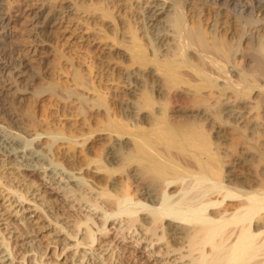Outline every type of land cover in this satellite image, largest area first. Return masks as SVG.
<instances>
[{
    "label": "rangeland",
    "instance_id": "1",
    "mask_svg": "<svg viewBox=\"0 0 264 264\" xmlns=\"http://www.w3.org/2000/svg\"><path fill=\"white\" fill-rule=\"evenodd\" d=\"M35 1L53 11H69L57 16L56 25L38 32L31 25L32 10L26 11L22 0H5V11L10 14L7 49L15 46L19 50L21 46L33 50L29 54L26 78L11 67H0V127L18 135L28 148H38L40 136H45L49 145L43 150L49 163L43 166L28 161L32 165L29 167H38L31 179L19 177L9 169L22 165L26 167L21 168H28L30 164L20 156L7 161L9 150L0 143V165L9 170L0 172V193L8 195L11 191L14 195V191L17 196L26 194L28 197L26 208L19 213L11 211L10 214V210H5L7 201H2L4 205L0 206L1 235L5 237L6 246L14 250L16 264H36L41 258L39 264H188V257L181 259L179 251L168 253L167 240L160 241L163 222L140 226L137 224L140 221L133 224L129 220L131 216L138 218L145 209L136 208L138 199L131 196L135 185L150 187L155 195L152 198L155 201L146 202L148 210L161 207L164 189L157 184L152 186L140 173L135 179L130 178L127 165L117 170L126 185L119 194L111 192L113 196L108 193L105 181L111 172L108 167L101 168L102 174L96 175L99 179L96 185L87 184L84 176L76 173L83 185L73 186L72 174L75 167H88L86 159L83 160L85 157L91 156L99 167L105 164L106 150L116 145V139H122L125 133L134 138L138 129L151 133L159 125L168 124L163 135L170 136L176 124L188 120L197 123L194 124L197 130L204 131L201 132L204 137L199 138L206 136L204 140L208 144L218 140L227 148L225 154L220 153L224 182L221 184L220 179L216 182L205 174L191 171L179 176L178 191L183 193L190 186L203 190L218 187L228 188L242 199L251 195L258 198L261 194L263 198L264 100L259 98L264 99V75L258 70L264 65L261 64L264 11L253 9L259 0H247L246 11L234 6L233 0H167L170 4L167 16L152 23L146 17L151 0ZM231 50L236 51L233 57ZM140 51L145 57L136 60ZM251 51L258 55L256 52L252 55ZM255 57L258 60L255 61ZM169 65L175 66L170 76L166 72ZM240 67L245 70L242 72ZM246 70L252 77L245 83L241 74ZM175 71L178 76H174ZM253 72L259 75L258 79ZM236 81L239 85L242 82L245 88L235 87ZM226 103L245 112L244 122L223 115L220 110ZM117 123L125 125L123 133L116 130L118 134H115L113 128L109 131L111 125ZM60 147L66 149V155L74 160L72 163L67 164L58 156ZM194 161L193 156L189 162ZM49 169L61 174V178L53 179ZM228 172L239 179L249 178L251 186L229 185L225 181L230 175ZM227 184L232 187H226ZM236 186L239 190H249L247 194H238L241 192L237 193ZM34 188L38 190L32 191ZM56 197L63 200V216L48 202ZM40 215L45 219L43 231L37 229ZM106 216L109 217L104 223ZM102 227L109 229L105 235L101 233ZM93 238L97 241L91 244ZM75 240H79L81 246H77ZM89 246L99 261L87 255Z\"/></svg>",
    "mask_w": 264,
    "mask_h": 264
},
{
    "label": "bare ground",
    "instance_id": "2",
    "mask_svg": "<svg viewBox=\"0 0 264 264\" xmlns=\"http://www.w3.org/2000/svg\"><path fill=\"white\" fill-rule=\"evenodd\" d=\"M247 2H248L247 0H233L232 1L234 6L241 7L244 11H246L249 7ZM21 3L26 6V9H25L26 11L32 10V12L30 13V14H33V17H32L33 20L31 22V25L38 32H44L48 28H50L52 25H56V23H58V20H57L58 17L57 16L60 14L63 15L67 10L69 11V9H66L63 11H61V10L53 11L51 8H49V7L47 8V6L44 4L42 6L41 5L39 6L37 1H35V0H22ZM250 4H251V2H250ZM169 6H170V4H169V1H167V0H151V3L147 8V16L146 17H148V20H150V23H152L154 21H160L165 16H167V12H169L168 10L170 9ZM241 8H240V10H241ZM5 9H6L5 8V0H0V67H2L1 69L5 68V67H11L15 71L16 74H18L21 77L26 78V71H27L28 66L30 65L29 64V62H30L29 54L33 49L30 51V48L28 49L26 47H21V46L19 47L20 48L19 50H17L18 48L15 49V46H14V49L13 48H11V49L9 48L10 50L7 49L6 37L9 35L8 20H10V18H9L10 14L7 13V11H5ZM253 9H259L260 11L261 10L264 11V0H259L258 3H256L253 6ZM169 14L170 13H168V15ZM178 15L176 17H179ZM166 18H168V17H166ZM170 19H172V16H170ZM172 21H174V20H172ZM182 26L183 25H181V27ZM198 31H200L202 33L201 30H198ZM194 33H196V30L194 32H192V34L195 36ZM197 36L199 37L200 35H197ZM191 38L194 39V37H191ZM200 38H201V36H200ZM201 40H202V38H201ZM204 40H205V38H204ZM197 41H199V40L197 39ZM205 41L207 43V40H205ZM215 43H217V41ZM237 44L238 43H236V45ZM201 45H202V43H201ZM206 45H208V44H206ZM214 47H216V46H214ZM209 48H211V46ZM231 48H235V46L232 47V45H231ZM204 50H205V48H204ZM207 51H208V49H207ZM209 51H211V49ZM215 51H217V49ZM231 51L233 52V50H231ZM256 51H253V53ZM235 52L230 53V55L232 54V57H233ZM139 53H140L139 55L136 54L137 58H139V59H136L134 57L136 60H140V59L142 60L145 57L141 54V51ZM218 53H219V51H218ZM225 53H226V51H225ZM251 53H252V51H251ZM251 53H250V56H251ZM253 53H252V55H253ZM257 55H258V53H257ZM232 57H230V58H232ZM256 57L254 58L255 61L258 60V59H256ZM262 61L264 62V60H261V62ZM263 62L261 63L262 65L264 64ZM258 63H260V62H258ZM252 66H254V65H252ZM234 67H236V66H234ZM173 68H175V66ZM173 68L171 65H169L166 68L167 69L166 72L169 76L173 75V71H174ZM240 69L242 70L241 67H240ZM254 69H256V67ZM254 69H252V71ZM259 69L260 70L257 69L258 72L260 71V74L264 75V65L259 66ZM232 70H234V69H232ZM243 70H245V69H243ZM243 70H242V72H243ZM175 72L176 73H174V76L177 75V71H175ZM254 72L252 73V75H254L256 78L259 77V75L256 76L254 74ZM246 73H248L247 70H246ZM246 73L244 71V73L241 74V80H242V82H244L243 80H245V83L249 82L250 78L252 77L251 72H250V74L249 73L246 74ZM255 73L258 74L257 72H255ZM235 76H236V74H235ZM262 80H264V78ZM253 81H256V80H253ZM242 82H240V85H239V84H237L238 82L236 81L235 87H237L239 85V86H241V88H245V87H242L243 86ZM251 83H253V82H251ZM246 85H248V84H246ZM241 88H238V89L240 90ZM261 96H262V94L260 95V97ZM259 99L264 100L262 97ZM148 102L151 103L150 98H149ZM246 106L249 107V105H246ZM245 108H247V107H245ZM250 108H251V106H250ZM130 109H132V107ZM253 110H254V108H253ZM220 111L223 113V115H226L230 118L233 117V118L237 119L238 122H244L245 112H243L237 108H234L232 105H229L228 103L224 104V107ZM192 122L187 120L185 122H181V123L176 124L174 127L175 129H173L174 131L172 132V134L170 136H164L163 135L164 130L166 128H168V124H164V123H163L164 125H159L151 133L150 132L145 133L143 131V129L141 132L140 131L141 129L140 130L138 129V132H137V134H135L134 138L126 136L125 135L126 133L124 135L121 134V136L123 135L122 139L121 138H117V139L115 138L116 141L118 140L116 145L115 144L113 146L111 145L109 147V149L106 150V152L104 154L105 164L100 163V164H102L100 167L96 164V160L92 159L91 156L90 157H85L86 155L84 156L85 158H83V160L86 159L85 163L88 165V167H86V168L75 167L74 168L75 169L74 173L72 174V172H71L72 178L74 179V180L73 179H71V180H73L75 183V184L73 183L74 184L73 186L83 185V182L81 180L79 181V178L76 175V173H78V174L81 173L84 176L87 184L90 183V185L91 184L96 185L97 181L99 180V179L98 180L96 179V175L102 174L101 168H105V167L107 168L108 167L111 172L108 175L107 180H105L106 186H108L107 191L111 195H112L111 192H114V194H119V191L126 184H124L125 180L123 178H121L122 180L119 178V175L117 174V170L119 167L127 165V166H129L128 168H130L129 173H128L131 176L130 178H132L134 176L133 178L135 179L136 174L138 176V174L140 173L148 182L152 183V186L157 184L160 188L164 189V194H165L164 197L165 198L162 201V203L160 204L161 207H154L153 209L148 210L147 207L149 208V206H147L146 202L147 201L149 202L150 200H151L150 202H152L154 200L152 198H155V195L149 189L150 187L149 188L142 187V186L138 187L137 186L138 184H137V185H135V187H133V191H134L133 193L134 194L131 196L134 199H136V198L138 199V201L136 202V208H139V209L145 208V209L141 213L140 216H137L138 218H135V217L133 218L132 216L129 218L128 216H126L127 214L126 215L124 214V215H125V217H128L129 220L133 224L135 222L140 221L141 223L140 222L137 223L140 226H142V225L145 226L147 224L150 225L152 223L154 224L157 222L158 223L163 222L162 225H160L161 229L163 230V236H161L159 238H160V241L163 238L167 240L166 242H168V243L166 245V250L168 253L179 251V253L181 255L180 256L181 259L188 257V260H189L188 264H264V201H263L264 196H262L263 198H261V195H262L261 193H260L261 195H259L258 198H256L257 196L255 195L256 199L254 197H252V195H251V197H249L247 199L244 198L246 200L245 201L244 199H242L243 197L241 198L240 195H236L232 190H230L228 188L227 189L218 188V187L213 188V189H205L204 188L205 190H203L197 186H190L183 193H180L178 191V189H179L178 187L181 185V183L179 182V176L184 175L187 172L190 173L192 171L195 173L198 171L199 174H205L207 177H209V179L212 178L216 182L217 181L219 182V179L221 180L222 176H223L221 174L222 165L220 166V160L222 158L221 154H225L227 151V148L222 145L223 143H221L220 141L218 142V140H217V142H213V143L208 144L204 140V139H206V136L204 139H201L202 137H204L201 135L204 131L203 132L200 131L201 129L197 130L198 127L194 126V124L196 125L197 123L193 124ZM120 125H118V123L112 124L111 127L109 128V131L111 129V132H112L113 131L112 128H113V129H115V131L117 130V131H120L121 133H123V131L126 130V128H124L125 125L124 126H120ZM248 128H250V127H248ZM246 129H247V127H246ZM117 131L115 132V134L117 133ZM200 135H201V138H199ZM39 138L40 139L37 141L38 148H36V149L28 148V146H26L25 142H23L21 140V138L18 137V135H15L12 132L6 131V129L4 130L0 127V143L2 146L7 147L9 150V152L6 153L7 158L4 156V159L6 158V160L8 161L10 157L13 158L15 156H20L22 158V160L26 162V164H30V165H28V168H21L23 165L22 166L20 165L21 166L20 168H18L19 166L18 167L17 166L16 167H14V166L9 167V169H12L14 171L15 175H17L19 177H23V178H31L35 175V170H38L37 169L38 167L37 168H35L36 166L29 167V166H32L31 163H29V162L32 161L38 165H43V166H44V163H49V158L47 157L46 152L43 151L44 148L46 149V147L48 148V146H49L45 140L46 137L40 136ZM86 139L89 140L88 138H86ZM52 146H53V144H52ZM63 146H65V145L63 144ZM65 151H66V149L64 150L63 147L62 148L60 147L57 151L58 156L61 155L62 158H64L65 161H67V164L72 163V161H74V160H71L70 157H68L69 155L68 154L66 155ZM249 152L250 151H248V153ZM193 156H194L195 161L189 162V160H191ZM76 160H77V158H76ZM97 161L99 162V160H97ZM10 162H11V160H10ZM23 167H26V166L24 165ZM47 167L45 169H47ZM89 169H90V171H88ZM49 170L50 171L52 170V176L51 177L53 179L57 180L58 178H61L60 177L61 174L59 175L58 172L54 171L53 169H49ZM1 171L2 172L4 171V173H5V171L8 172L9 170H6V166L4 168L3 165L1 164L0 165V172ZM230 172H228V173H230ZM59 173H61V172H59ZM191 174H193V173H191ZM191 174H190V176H191ZM57 175H59V176H57ZM62 177H64V174ZM236 177H237V175H236ZM236 177H235V174L230 173V175H228V178H226L225 181L228 182L229 185L234 183V185H233L234 188L236 185L235 183H238V185L240 187L243 186V188L251 186L252 180H250L249 178H245V176H244L243 179H239L237 177V180H236ZM126 178H128V177H126ZM222 181L223 180H221L220 183ZM86 183L84 182V185ZM201 183H202V181H201ZM214 184H216V183H214ZM228 184L226 185V187L229 186ZM192 185H193V183H192ZM130 186H132V185H130ZM229 187H232V185ZM238 188L239 187H237V189ZM243 188L240 190L238 189L237 193L241 192L238 194H247L249 189L247 188L248 190L246 191V189H243ZM35 190H38V189H35V188L32 189V191H35ZM257 191H259V190H257ZM9 192H10V194H8V195L7 194L3 195L2 193H0V206L4 205V203H1L2 201H4V202L7 201L9 204H8V206H6V208L5 207L4 208H5V210H10V214H11V211H15L16 213H19L24 208H26L25 204H27V200H28V197L26 196V194H23V195L20 194L17 196V194L15 195L16 192L13 191L14 195L12 194L11 191H9ZM47 192L43 191L44 194ZM102 192H105L104 189ZM99 193L101 194L100 191H99ZM40 195H42V194H40ZM49 195L54 196L51 193H49ZM35 198H36V196H35ZM220 199H222L221 202L219 201ZM48 200H49V198H48ZM142 200L144 202H141ZM62 201L60 200L59 197L54 198L51 202H50V200L48 201L50 203L52 209L57 210V212H60L59 216H63V214L61 213L62 211H64L63 210L64 206H62L63 205ZM106 203H107V201H106ZM47 205H48V203H47ZM37 207H40V206H37ZM230 209H233V210L231 211ZM128 210H127V212H128ZM122 212L123 211H121V213ZM108 217L106 216L104 218V223L107 222ZM38 219H40V220L36 221V223L38 224L37 229H39L40 231H43L46 228L45 219H43V217L41 219V215H40V218H38ZM108 230H107V228L102 227L101 233H103V235H105L108 232ZM70 236H72V235H70ZM0 238L3 239V240L1 239L2 241H0V264H16L18 262V259L15 255L12 247L6 246L7 243H5V237H2V235H1V229H0ZM96 241H97V238H93L91 240V244H92V242H96ZM75 242L77 243L76 244L77 246H81L80 245L81 242L79 243V240H75ZM82 248H84V247H82ZM88 248H89V252L87 255L90 254L89 255L90 257L99 261V258L97 257L98 258L97 259L95 257L96 255H95V252L93 251L92 246L91 247L89 246ZM66 249H67V247H66ZM86 251L87 250L85 249L84 252L86 253ZM122 251H123V249H122ZM59 255H58V257H59ZM42 260H43L42 258L39 259L36 262V264L37 263L39 264L40 262H42ZM108 262L110 263V261H108Z\"/></svg>",
    "mask_w": 264,
    "mask_h": 264
}]
</instances>
